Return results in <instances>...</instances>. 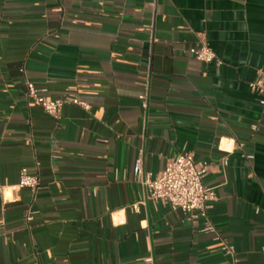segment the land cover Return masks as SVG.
Listing matches in <instances>:
<instances>
[{
    "label": "crops",
    "instance_id": "crops-1",
    "mask_svg": "<svg viewBox=\"0 0 264 264\" xmlns=\"http://www.w3.org/2000/svg\"><path fill=\"white\" fill-rule=\"evenodd\" d=\"M202 41L219 64L189 53ZM260 69L264 0H0V264H264ZM26 80L50 98L77 89L90 109L56 119ZM185 151L209 163L220 239L140 202L138 155L155 176Z\"/></svg>",
    "mask_w": 264,
    "mask_h": 264
},
{
    "label": "built area",
    "instance_id": "built-area-1",
    "mask_svg": "<svg viewBox=\"0 0 264 264\" xmlns=\"http://www.w3.org/2000/svg\"><path fill=\"white\" fill-rule=\"evenodd\" d=\"M188 51L204 63H220L214 49L205 41L191 46ZM249 85L252 92L259 95L260 102L264 104V69L258 70L256 78ZM26 87L27 99L38 103L46 114L56 119L62 117L66 104L79 105L86 110L90 109V105L79 97L77 89L72 90L68 97L63 99L43 95L42 91L30 80H26ZM139 98L141 107L147 110L148 95L142 94ZM247 158L253 159L254 155L248 154ZM208 168L209 163L207 161H197L193 153L185 151L169 159L164 169L154 176L144 170L143 154L140 153L134 167V175L142 187L140 202L150 199L167 204L172 209H181L188 220H203L202 232L214 234L216 239H220L219 233L208 214L212 202L216 199L215 190L204 183ZM18 185L37 194L41 188V180L38 175L23 168L20 171ZM138 205L139 203H134L132 209L137 211ZM224 248L229 254L235 255V249L232 245L225 244ZM235 261H237L236 258ZM146 262L152 264L153 257H147Z\"/></svg>",
    "mask_w": 264,
    "mask_h": 264
}]
</instances>
